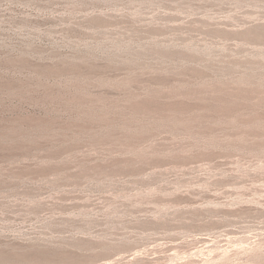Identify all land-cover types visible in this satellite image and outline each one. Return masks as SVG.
<instances>
[{
    "label": "rangeland",
    "instance_id": "1",
    "mask_svg": "<svg viewBox=\"0 0 264 264\" xmlns=\"http://www.w3.org/2000/svg\"><path fill=\"white\" fill-rule=\"evenodd\" d=\"M0 264H264V0H0Z\"/></svg>",
    "mask_w": 264,
    "mask_h": 264
}]
</instances>
